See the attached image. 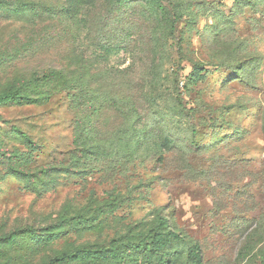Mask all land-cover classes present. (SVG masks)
Listing matches in <instances>:
<instances>
[{"label":"rangeland","instance_id":"374dc122","mask_svg":"<svg viewBox=\"0 0 264 264\" xmlns=\"http://www.w3.org/2000/svg\"><path fill=\"white\" fill-rule=\"evenodd\" d=\"M115 2L0 0V264H264V0Z\"/></svg>","mask_w":264,"mask_h":264},{"label":"trees","instance_id":"16d2710c","mask_svg":"<svg viewBox=\"0 0 264 264\" xmlns=\"http://www.w3.org/2000/svg\"><path fill=\"white\" fill-rule=\"evenodd\" d=\"M127 0H116L115 2V6L118 5H123ZM62 71L61 70H57L54 69L50 72H46L43 74L42 77L36 78L37 81H43L46 79H49L50 77L60 74ZM13 99H28L30 100V97L27 93H22L19 90H9V91H5L0 93V103L4 102V101H8V100H13ZM23 134V136L28 137L27 133L21 132ZM73 220V219H70ZM168 220L166 218H162L160 221L161 227L165 228L167 226ZM171 239H180V235L178 233H176L175 231H168L166 233L164 232H155L152 235V241L149 243H145V242H140L138 244H132L131 246L133 248H143L144 250L147 251H163L165 248H168V242ZM118 244L113 247L114 249L118 248ZM102 251H107L106 249H101ZM86 251L89 252L91 250H86V249H79L76 251H72V252H66L64 254H62L59 257L54 258L53 260H51L49 263L46 264H64L66 262H68L69 260L78 257L80 255L86 254ZM188 251V258L189 261L192 263H201L202 261V255H201V248L200 245L198 243H194L188 246L187 248ZM95 252V251H94ZM167 258V251L165 250V252L162 253V259L160 260V262H158L157 264H167L168 260L165 259Z\"/></svg>","mask_w":264,"mask_h":264}]
</instances>
